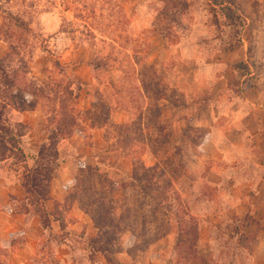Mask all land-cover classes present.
<instances>
[{
  "label": "rangeland",
  "instance_id": "rangeland-1",
  "mask_svg": "<svg viewBox=\"0 0 264 264\" xmlns=\"http://www.w3.org/2000/svg\"><path fill=\"white\" fill-rule=\"evenodd\" d=\"M227 2L246 22L241 32L240 41L234 44V48L227 49L232 40L231 37L234 35V29L225 26V19L218 17L216 20L209 1L190 0L188 10L183 12L185 15L180 13L174 20L175 23H172V34L175 37L172 39V44H169L164 51L163 72L161 75H157L156 64L162 62V55L159 54L158 58H155L153 53L149 55L150 34L144 36L140 34L138 36L142 37L136 38L138 33L131 29L132 21L125 12L123 0H0V125L23 132L24 130L15 127L17 122L14 111L29 110L37 106L46 115L45 126L49 127L55 137L56 132L51 125L53 102L49 101L46 96L42 98L41 92H38V87L34 85L29 74L33 72L34 67L39 68L46 65L50 60L49 62L54 61V66L48 73L50 84L52 82L55 85L62 83L63 89L65 83H74L73 69L66 66L64 61L59 60V53L57 51L53 53V47L50 44L59 33H65L66 37L72 41L68 48L73 50V54L76 53V49H79L77 52L79 60L84 62L91 60L93 63L100 60L101 65L106 63L104 67L97 70L99 72H97V76L100 75L99 80L106 87L104 89L106 94L110 95L111 93V88L108 85L111 72L116 70L125 72V75L122 74L124 80L122 87L123 91L125 90L123 96L128 105L137 108L143 104L139 98L142 84L138 79L141 77L136 76L140 72L144 75L142 82L149 91L154 92L156 84L162 85L159 91L162 93L165 90L166 98L168 97L172 103L177 102L180 106H185L186 103L197 105L206 113L210 112L211 105H218L219 109L225 108L226 112L223 110L224 113L229 114L231 112L230 103L236 100L242 102L243 96L252 97L249 86L253 85L264 95V0H227ZM112 4L120 5L123 15L129 20V22L127 20L128 23L125 24L121 21L117 8H113ZM141 6L143 10L156 14L153 20L154 25L158 24L160 29L165 27L162 16L159 17L164 5L156 2L142 3ZM143 18L148 19L145 14ZM160 18L161 20L158 22ZM45 23L51 28L55 26L58 32L46 33ZM74 60L77 59L74 58ZM239 63L246 64L249 69V75H244L248 76L244 83L239 80L242 70L236 71L234 68ZM38 74L40 73L37 72V78L44 80V77ZM10 81L16 83V89H11L8 86ZM246 82H248L247 85ZM226 85L229 86L228 92L215 98L214 94H218V91L224 89ZM168 87H170L169 91H167ZM46 90L49 93L48 87ZM118 95L122 96V93ZM150 95L151 98L152 94L150 93ZM119 96L118 98L122 100V97ZM52 99L55 98L52 97ZM153 99L156 98L153 97ZM151 102L153 101L151 100ZM58 114V120L62 122L70 120L65 110L62 112L58 110ZM135 120L134 124H138L139 118L135 117ZM224 120L219 119L218 125L220 126L228 119L224 118ZM234 120L233 117L231 121L237 122ZM162 129L159 138H156L155 134H151L153 139L159 140L157 145L153 142V148L158 149L156 151L157 159L174 164L176 176L173 177L175 179L170 178L169 183H161L159 188L161 193H158L159 190L157 191L154 187L152 202L144 197H139V187L134 180L124 182L130 184L129 188L126 191H117L112 195L119 198L115 216H112L117 229L107 230V234H104L89 214L97 230V235L93 239H97V243H90L88 246L75 244L79 250L74 255L79 262L81 264L89 262L136 264L140 261L152 245L166 237V234L161 236L166 228L156 229L155 227L158 222H166L165 214L170 211L169 207L161 208L157 205L159 194H163V196L167 194L168 199H172L173 202L175 200L174 203L171 202L173 216L183 214L184 209L180 204L187 206L192 214H199L200 210L196 207L199 202L193 204L194 208L189 206L190 202L200 201L204 198L220 201L232 194L243 198L246 204H238L235 207L236 210H231L230 213L228 207L223 208L224 206H222L223 209L220 212H224L227 216L232 213H237V215L231 222L224 221L222 230L218 228L216 233L212 234L210 247L206 246L205 242L201 247V252L198 251V253L208 260L206 264H264L263 245L257 244L256 240H246L242 237L239 242L236 235L237 228L241 227L240 220L247 214L250 215L249 211L243 217L240 214L247 212L246 206L251 201V196L247 194L249 190L244 188L242 182L249 180L253 185L264 177L258 169V160L253 157L252 146L236 148L228 144L224 147L228 153L224 162L208 160L204 156L210 153L208 149L204 152L200 146V151H198L197 147L206 142V139L211 138L214 129L191 128L188 123H184L182 128L177 130L164 125H162ZM26 131L28 132V128ZM174 131L175 133L177 131L180 140L176 147L171 144V138L175 136ZM4 146L0 147V179L22 185L26 174L25 163L18 160L11 144ZM118 146L123 151L125 150L122 148V144H118ZM192 160L193 163H191ZM187 161L190 163L188 164ZM223 163H226L227 166L225 167ZM26 164L30 168H34L36 165V163L29 165L28 160ZM134 166L138 168L139 176L144 173L139 160ZM214 170L218 172H212ZM83 171V176L78 175L79 178L72 187L70 200L63 207L59 205H55L54 209L50 207L56 217L61 218L63 222H65L64 216L67 217L68 222H65L66 228L63 231L53 229L50 222L46 220L44 208L47 210L48 201L36 204L33 197L26 194L25 202L14 203L16 213L23 214L28 211L26 214L38 217L49 232L40 242L37 257L39 264H60L56 255L59 249L58 245L64 243L68 237V224L73 221V218L70 217V210L76 203L82 207L79 203L85 204L90 200H98L105 204L103 209L100 208L101 212H104L105 207L106 209L114 207L106 194L99 192L98 188L95 189L96 175L91 171ZM101 175L103 178L112 180L107 174ZM46 187L47 183L44 182V189ZM261 193L262 199L252 197V200L257 203L258 211L263 213L261 205L264 204V189ZM175 194H179L180 197H176ZM125 200L127 208H123ZM167 202L169 201L167 200ZM48 205L50 206V203ZM82 209L86 211L84 206ZM127 209H129L128 213L125 212ZM90 212L97 214L95 209ZM202 212L204 214L219 213L218 207L213 205H206ZM121 216H125V220L119 222ZM223 218L225 216L222 215L218 222L216 218L210 217L208 220H202L201 223L204 226L218 227L219 224H222ZM256 225V232L253 231V228L247 230L249 236H253L254 232V237L257 236L258 230L264 227V222ZM167 230L169 231L170 228ZM18 238L17 242H20L21 237ZM102 248L105 250L104 253L99 251ZM7 257L8 253L0 248V264H6ZM173 257L176 264H189L179 258L177 249H175Z\"/></svg>",
  "mask_w": 264,
  "mask_h": 264
},
{
  "label": "crops",
  "instance_id": "crops-1",
  "mask_svg": "<svg viewBox=\"0 0 264 264\" xmlns=\"http://www.w3.org/2000/svg\"><path fill=\"white\" fill-rule=\"evenodd\" d=\"M123 1L125 12L132 21L131 29H134V31L138 33L136 34V38L142 37L138 36L140 34L143 36L145 34H150L149 55L153 53L155 58H158L159 54L162 55V62L156 64L158 69L157 75H161L164 67L163 59H165L163 54L168 48V42L154 31L153 20L156 14L152 11L143 10V7L141 6L142 3H156L157 0ZM144 14L148 19L143 18ZM146 21L148 22L145 23ZM44 30L46 33L51 34L58 32L55 26L54 28H51L46 23L44 24ZM67 42L69 43L68 45ZM71 43L72 41L66 37L65 33H59L50 44H52L51 47H53V53H56V51L59 53V60L64 61L66 66L73 69L74 83L72 89L76 93H79L77 108L80 111H89L99 101L109 103L104 91L106 87L102 85L99 80L100 75L98 74L97 76L98 71L94 70L93 62H91V60L90 62L79 60V55L77 54L79 49H76V53L73 54V50L68 48ZM74 58L77 60H74ZM49 61L46 65L44 64L45 66L43 65L39 68L34 67L33 72L29 74L34 85L38 88H46L50 84L48 73L52 70L54 61ZM37 72L40 73L38 75H42L44 80H46L44 81L37 78ZM122 74L123 72L121 70L111 72V75L109 76L111 78L108 79V85L110 86L111 91L114 89L113 87L120 85L123 77ZM247 78L248 76H244L240 77L239 80L244 83ZM247 84L248 82H246V85ZM228 87L229 86L226 85L224 89L218 91V94H214L213 91L214 97L219 98V95L228 92ZM169 88L170 87L167 88V91L170 90ZM249 89L251 90L250 95H252V97L243 96L244 99L242 102L236 100L235 102L230 103L229 106H231V108H229L231 112H229V114L224 113L223 110H225V108H223V110L219 109L218 105H211L210 112L206 113V111H202L197 105L193 106L186 103L185 106H180L175 102L172 103L169 99H160L157 102L160 109V116L157 121L164 126H170V128L174 130L182 128L184 123H188L191 128L198 127L210 130L214 129L211 138H208V140L206 139V142L203 143L204 145H198L197 147L198 151H200V146L204 149V152L208 149L210 153L204 155L208 160L214 159L224 162L228 156L224 147L228 144H231L232 147L236 148H250V146H252L254 149V153H252L253 157L258 160V169L264 176V95L261 94L259 90H256L253 85L249 86ZM141 95L142 100L144 97L141 116L142 132L146 137H152L151 134H155V137L159 138L161 133H154V130L151 129V131H149L147 128H150V121L147 119V113L149 111L150 103H152L151 99H149L143 89L141 90ZM204 107L207 108L208 106ZM111 110L110 118L106 123H103L101 127L90 130L91 143L86 140V135L82 131L77 130L72 136L61 140L58 144L57 148L60 158L59 166L55 170L51 182V200L48 201L50 206L46 204L47 212L50 213V224L53 229L55 228L57 231H61L62 229L59 221L54 220L53 214L55 213L50 207L53 209L55 205L63 207L70 200L72 187L76 182L82 167L90 166L96 168L98 173L107 174L112 181L117 184H122L132 179L134 165L137 160H139L140 165L146 169L152 168L160 162L156 156V151L158 149L153 148L150 144L145 146L146 150L141 154L139 159H133L134 156L132 155L133 150H138L136 146L134 147L131 145L127 151H123L119 148V136L116 129L120 127H130L136 120L128 111L113 106V104H111ZM14 114L17 123H22L28 127V132L21 138L20 146L30 163L29 165H31V163H36L41 146L48 141V131L45 126L46 115L41 108H37V106L24 111L15 110ZM233 117L237 122L234 123L231 121ZM221 118L223 121H225L224 118L228 120L219 126L218 121ZM210 130H208L209 133H211ZM174 135V137L170 138L171 144L176 147L179 140L177 131L176 133L174 131ZM187 162L188 164L190 163V161ZM193 162L194 161L192 160L191 163ZM223 164L225 167L227 166L226 163ZM212 172L217 173L218 171L214 170ZM260 180V182L258 181L253 185L249 180L242 182L244 188L249 190L247 191V194L248 196H251V201L248 202L246 206L247 212L240 214L243 217L249 211L251 217L257 222V224L264 222V204L261 205L263 213H260L258 207H256L257 203H255V200H252V197L263 198L261 191L264 189V177ZM215 185L217 186V184ZM25 201L26 191L22 185L12 184L6 179H0V248L8 253L6 264H39L37 257L40 242L42 238L49 233L38 217L31 214L16 213L14 211V203ZM195 202H199L196 207L200 210L199 214H193L200 222V237L198 241V251L200 252L201 247L205 242L207 243L206 246L210 247L212 234H215L218 228L222 230L224 221L231 222L237 215V213H232L227 216L224 212L222 213L220 211L223 208L228 207V212L230 213L231 210H236L235 207H237L238 204H246V201L244 202L243 198L232 194L224 199L222 198L220 201L213 198H204L200 201L190 202L189 206L194 208L193 204ZM206 205L218 207L219 213L204 214L202 210ZM222 206L224 207L222 208ZM65 213L67 214L66 211ZM222 215L228 220H224L225 218H223L221 222L222 224H219L218 227H211L209 225L204 226L203 223H201L202 220H208L210 217L214 219L216 218V221L219 222ZM70 217L73 218V221L68 224L67 231L69 234L67 239L64 243L58 245L59 249L56 253L57 261L60 264H81L74 255V253L79 250V247H76L77 245L75 244H83L86 246L90 243L93 244L92 240L95 239L97 230L94 227L90 215L78 206L77 203L70 210ZM64 221L68 222V219L65 216ZM256 226V224L246 225L243 229V233L249 236L247 230L253 228V231L256 232ZM18 237H21L20 242H17L19 241ZM255 240L257 244L263 245L264 247V227L258 230ZM177 243V234L171 233L166 235L161 241L152 245L136 264H176L173 253H175ZM99 259L102 261L101 257H99ZM87 264H99V262H89Z\"/></svg>",
  "mask_w": 264,
  "mask_h": 264
},
{
  "label": "trees",
  "instance_id": "trees-1",
  "mask_svg": "<svg viewBox=\"0 0 264 264\" xmlns=\"http://www.w3.org/2000/svg\"><path fill=\"white\" fill-rule=\"evenodd\" d=\"M209 3L212 6V9L214 11V17L216 20L218 17H221L225 19V26H228L232 29H234V35L231 37V41L227 47L228 50H232L234 48V44L240 41V36L241 32L245 27V20L242 18L240 14L237 13V11L227 2V0H208ZM189 2L190 0H157V3L164 5V8L160 12V16L162 18V22L165 23V27L163 29H160L158 24L154 25V31L161 35L164 39L167 40L168 45L172 44V39L175 37L172 34V26L174 20L180 15V13H183L184 10L187 11L189 8ZM109 4V3H108ZM110 5V4H109ZM113 8H117V12L119 16L121 17V21L126 24L127 18L125 15L122 13V8L118 4H112ZM184 14V13H183ZM185 15V14H184ZM158 19V22L161 20ZM129 22V20H128ZM127 22V23H128ZM175 23V22H174ZM122 24V23H121ZM91 30V29H90ZM94 30V29H93ZM92 31V30H91ZM93 34V33H92ZM102 61V60H101ZM106 61V60H105ZM94 70L97 71L99 68L104 67L106 65L102 64L100 60L98 62L92 63ZM236 71L242 70V76L244 75H249V69L248 66L244 63H239L235 67ZM134 69V68H133ZM122 71V70H121ZM123 74L125 75V72L122 71ZM133 73V72H132ZM139 78L138 81L140 82L141 85V90L143 89L149 99H151L153 102L150 103L149 106V111H148V117L147 119L150 121L149 131L155 130V132H162V124L157 121V119L160 116V109L158 107V100L160 99H168L166 98L165 90L162 93L159 91L160 86L159 84L154 85L155 90L154 92L152 90L149 91L148 87L144 85V82H142V77L144 76L142 73L138 72L136 75ZM127 77V76H126ZM123 84L124 80L120 82V85L117 87H113L114 89L111 91L110 95L106 94L107 100L109 103L105 101H99L96 103L92 109L89 111H80L77 108L78 105V98H79V93L75 92L72 89V82H67L65 83L63 89L62 83L54 84L53 82L49 84L48 90L49 93H47L46 88H37L38 92H41L42 98L46 96V98L49 101L53 102L52 105V114L53 118L51 120V125L52 129L56 132L55 137L53 136L54 133L52 134V131L49 130V127L46 126V130L49 132L50 136L48 137V141L44 143L41 146V149L39 151L37 160H36V165L34 168L28 167L27 163V157L22 150L20 143H21V138L27 133L26 129L28 128L26 125L22 123H16L17 128L24 130L23 132L20 131L18 132L17 130L9 129L6 126H1L0 125V147H5L4 145L6 144H11L13 152L16 156H18V160H20L21 163H25V169H26V174L24 176V182L22 183L23 188L26 191V194L28 196L33 197V201L36 202V204L40 203H45L49 200L50 198V185L53 179V174L55 170L59 166V152H58V144L61 140L69 138L74 134L75 131L79 130L82 131L86 135V140L91 143L90 141V130L101 127L103 123H106L107 120H109L110 115H111V104L113 106H117L119 108H122L126 111H128L132 116L138 117L139 118V123L138 124H132L130 127H120L117 128V134L119 136L118 143L122 144L123 147L125 148L124 151L129 150L131 145L134 147L136 146L138 150H133L132 155L134 156L133 159H139L141 157V154L144 153L146 150V145L150 144L152 147H154L153 142L158 144V139H153L150 136H145L144 133L142 132V126H141V116H142V110H143V104L141 106H138L135 108L132 105H128L125 101L124 94L125 90L123 91ZM8 86L11 87V89H16V83L14 81H10ZM140 90V91H141ZM139 91V90H138ZM153 92V93H152ZM122 96H119L118 94H121ZM124 93V94H123ZM150 93L152 94V97L150 98ZM150 95V96H149ZM36 96V95H35ZM44 96V97H43ZM119 97H122V100H120ZM38 97V96H36ZM54 97L55 99H52ZM62 99H64L62 101ZM156 98V99H153ZM40 98V97H38ZM140 101L142 100V95H139ZM114 101V102H113ZM177 105L179 103L176 102ZM32 107V106H29ZM58 110L61 112L65 110L68 115H69V121L67 122H62L58 120ZM139 112V113H138ZM1 119V116H0ZM154 125V126H151ZM14 127V128H15ZM155 128V129H154ZM18 129V130H19ZM10 152L12 151L11 149H7ZM156 151V150H155ZM1 154V152H0ZM176 158V157H175ZM174 158V159H175ZM173 159V160H174ZM174 165V164H173ZM172 163H166L165 161L158 162L154 167L146 169L143 166L141 170H143L144 173H142L140 176L137 173L138 168L135 167L134 169V174L132 176V180H134L137 183V187H139V197H144V199L149 200V202L153 201L152 197L154 196V187L159 190L161 183L168 182L170 178L175 179L176 176V171L173 168ZM83 170L91 171V173H94L96 175V185L95 189L98 188L99 192H102L104 195L106 194L109 198V201L111 202V205H114V207H110L109 209H104V212H101L100 208L104 207V203L98 201V200H93V201H88L85 204L79 203L83 208V206L86 208V213L90 214L92 216V219L96 226L102 230L104 234H107V230H116V224L115 221H113L112 216H115L116 213V205L118 204L117 202L119 201L117 197L112 196L114 193L117 191H126L129 188L130 184L122 183V184H117L112 180H109L107 178H103V175L98 173L96 168H92L90 166H84L80 170L79 176H83ZM79 178V177H78ZM44 182L47 183L46 189H44ZM169 183V182H168ZM133 186V185H132ZM135 187V186H134ZM172 187V185H171ZM96 191V190H95ZM173 191V189H172ZM152 192V194H150ZM158 193H161L160 190ZM152 195V196H151ZM176 197L179 196V194H175ZM180 197V196H179ZM167 200L169 202H167ZM79 202V201H78ZM172 199H168V195L165 194H159L158 200H157V205L160 206L161 208L163 207H169L170 211L165 214L166 216V222H158V224L155 226L156 229L159 228H166V230L161 234L162 235H168L173 232L178 235V243L176 245V249L178 251L179 258L183 261L189 262V264H206L208 261L206 258L202 257L198 253V241H199V228H200V223L198 218L193 215L187 206L184 204H180L181 207H183L184 212L183 214H178L173 216L174 214L171 212L172 209ZM126 200L124 202L123 208H127L125 206ZM123 205V204H122ZM179 205V206H180ZM121 207V206H119ZM159 207V208H160ZM92 209H95L97 211V214H92L90 212ZM101 212V214H99ZM126 213L129 212V209L125 211ZM27 212H23V214H26ZM44 213L46 216V220L50 222L49 215L50 213L47 212L44 208ZM124 213V212H123ZM171 213V214H170ZM54 215V220L59 221L60 227L62 231L66 228L65 222L62 221V219L57 218L55 214ZM52 215V216H53ZM170 216V217H169ZM129 218V216H128ZM174 218V219H173ZM122 220H125V216H121L119 219V222H122ZM241 221V227L237 228L236 230V235L238 236L237 239L240 242L241 237L242 239L248 240V239H253L255 240L254 235L253 236H247L243 233V229L246 225H253L257 224L255 220L251 217V215L247 214ZM166 223V224H165ZM170 230L168 231L167 229ZM129 230V229H128ZM132 231V230H130ZM165 235V236H166ZM150 237L152 235L150 234ZM93 244L97 243V239L93 240ZM101 253H104V249L99 250Z\"/></svg>",
  "mask_w": 264,
  "mask_h": 264
}]
</instances>
